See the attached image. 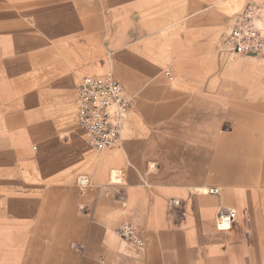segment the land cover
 Masks as SVG:
<instances>
[{"label":"crops","instance_id":"crops-1","mask_svg":"<svg viewBox=\"0 0 264 264\" xmlns=\"http://www.w3.org/2000/svg\"><path fill=\"white\" fill-rule=\"evenodd\" d=\"M246 2L0 0V264H264V58L223 44ZM107 72L130 106L97 153L77 87Z\"/></svg>","mask_w":264,"mask_h":264},{"label":"built area","instance_id":"built-area-1","mask_svg":"<svg viewBox=\"0 0 264 264\" xmlns=\"http://www.w3.org/2000/svg\"><path fill=\"white\" fill-rule=\"evenodd\" d=\"M223 37L224 49L236 55L264 58V2L255 3L247 0L240 13L237 14ZM77 87L78 120L77 126L84 132L88 143L97 152L116 147L122 142L123 119L130 101L123 93L121 83L111 72L104 75L83 76ZM89 179L81 178L79 184L87 185ZM219 189L209 193L218 194ZM220 226L229 236L235 235L237 226L231 232V223H237L234 210L220 207L217 214ZM119 237L142 245L136 227L124 223L117 230Z\"/></svg>","mask_w":264,"mask_h":264}]
</instances>
